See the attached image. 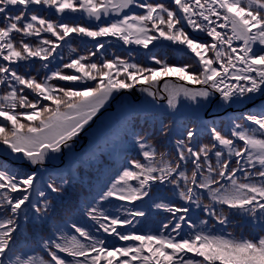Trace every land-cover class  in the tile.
<instances>
[{"label":"snow or ice","instance_id":"obj_1","mask_svg":"<svg viewBox=\"0 0 264 264\" xmlns=\"http://www.w3.org/2000/svg\"><path fill=\"white\" fill-rule=\"evenodd\" d=\"M45 10L58 18L42 15ZM76 13L96 23H77L72 18ZM73 35L115 37L144 49L156 47L154 41H168L177 46L179 60L187 57L192 63L170 64L155 54L151 59L159 67L119 57L91 62L96 55L91 52L49 69L42 79L19 73L21 62L33 58L50 63L59 42ZM104 47L97 40V51ZM0 60L5 62L0 63V85L5 86L0 94V264H264V235L216 233L208 219L197 223L188 215L195 205L220 225L241 216L264 231V99L253 104L254 110L246 107L264 97V0H0ZM166 77L200 86L166 83L171 109L181 95L199 103L216 93L222 107L240 108L227 121L204 126L210 137L206 143L197 139L196 130L186 128L175 141L174 155L159 152L134 133L143 162L131 160V167L123 168L82 210L98 230L125 242L110 247L71 216L57 217L54 201L67 181L45 180V174L57 154L73 150L113 92L142 84L147 87L141 90L155 99L159 91L154 86ZM4 152L26 162L27 169L16 167ZM165 186L187 206L154 202ZM145 198L172 214L162 225L170 228L169 234L120 230L147 216L135 205L145 204ZM113 199L132 207L101 210L102 202ZM30 244L46 256L29 255Z\"/></svg>","mask_w":264,"mask_h":264},{"label":"rangeland","instance_id":"obj_2","mask_svg":"<svg viewBox=\"0 0 264 264\" xmlns=\"http://www.w3.org/2000/svg\"><path fill=\"white\" fill-rule=\"evenodd\" d=\"M149 2H153V3L159 2V3L169 4L171 0H149ZM134 10L143 11L142 9H139V8H136ZM42 15H46L47 18L49 17L46 11L42 12ZM72 17L74 20V17H75L74 14L72 15ZM57 18H58L57 16L56 17L51 16V19L53 20H56ZM74 21L78 23L77 19ZM51 38L53 40L55 39V37H51ZM87 38H90V37H87ZM90 39L92 41H89L88 39V41L82 42L81 45L79 44V46H77V42H78L77 37L74 38L72 36V37L66 38V40L69 42L70 47H65V48L68 49L69 52L74 49L75 51L72 54L78 53L79 56L80 55L89 56L91 52H95L96 55L90 57L91 62H100L101 60H104V59L114 60L117 57H119L120 59H127L128 57V60L126 61L130 63H137L144 67H159V65H156L154 61H148L149 59H151V56L149 53H151V55L155 54L158 56V58H160L161 54L163 53V50L165 49L161 47V44H163L162 42H157V43H154L156 47L151 46L150 48L151 50H149V53H146V54L143 53L139 56L140 52H136L137 56H134L133 51L129 52L128 49H123L120 46L119 47L116 46V43H119L118 45H120V42L118 40H114V37L97 38L96 40H94L93 38H90ZM97 40H99V42L105 45V47L103 49H100L99 51H97L96 49ZM70 58L71 57L68 55L66 62H70L71 61L69 60ZM164 59L168 61L167 58H164ZM0 63H3V62L0 61ZM23 63L25 65H29L32 63V61L30 60V61L21 62L20 66L18 67L19 73L21 74L27 73L29 75L34 76V74H30L29 72H27L25 70L26 68L25 69L22 68ZM46 63H42L40 67H43V65ZM62 65L63 64L58 65L57 68H62ZM50 66L52 68L56 67V65H50ZM42 70L43 68H41V70L39 69L38 74L35 75L37 79H41L45 76V74H42ZM63 71L65 73H71L73 70L64 69ZM118 78H123V77H118ZM173 79L176 81V83H174ZM85 83L94 84L95 82L85 81ZM166 83L169 85V87L173 85H179V84H183L185 87H189V88L200 87L199 85L194 86L191 84H187L183 81H179L174 77H166L163 80H161L158 85L154 86L155 89L159 91V95L155 99L152 96H149L146 92H143L141 90L143 87H147V85H142V84H136V86L132 89H121L119 91L113 92L112 96L109 97L104 107L101 108L100 111L96 114V117H94L92 121L89 122L90 127L86 126L87 131L81 133L75 145L73 144V150L68 151L67 149H65L62 156L57 154L58 158L52 161L51 164L52 165L54 164L62 165V163H65L66 165L69 164L70 165L69 173H72V178H71L72 180H69L68 183L71 184L72 182H74L77 185V187H80V185H82L81 187L85 188L86 185L93 183V181H98V179H101L104 177L102 176V174H98V173L100 169L105 166L103 167L97 166V163L103 162V160L107 159L112 152H118V148H120V145L122 143V133L123 132H125L126 135H129L130 137L128 144L129 142H131V139L134 138L133 134L139 133L141 136L144 135V137H146L147 140L149 139L150 143L152 144L165 145V144H169V140H170L175 145V141L179 138H182L180 132L183 130L185 131L186 128H191V129L196 130L197 139L199 141H202L205 143L208 142L210 137H209L207 129L204 126L211 125L214 120L216 124L219 125L220 120L207 119V121H205L202 119V116H205L209 108L211 111H215L219 109L218 106H214V107L209 106V102L210 101L212 102L214 98H219V94L216 93L207 100L200 99L199 103L186 99L181 95L179 97V102L177 104L176 109H171L168 107L167 94L164 92V86ZM0 90L2 91V94H3V92L5 91V86L0 85ZM218 104H222V101H220V103ZM234 106L236 107V109L240 108L239 105H233L232 107ZM225 107L226 109L223 110L221 113H224V116L222 117V119H224V121H227L230 118V116L237 114V113H234L233 110L229 111L228 106H225ZM235 107L232 109H235ZM135 109H137L138 111H134ZM132 111H133V114H135V117L134 119H129L128 117L130 116ZM139 113L153 116L154 117L153 122L155 124H150L149 121H147L148 119L147 117L139 119L138 118ZM221 113H218V114H221ZM169 114H171L172 117L178 116V115L182 116L180 117L181 120L185 119L184 123L179 122L177 126L174 125L175 129H173L172 132H174L175 137L173 139L171 135L169 138V134L172 133V132L170 133L171 130L169 131V123H170V119L168 117ZM196 118L202 120L201 123L204 125L203 127L193 128L195 125L194 122ZM155 129L156 131L153 132ZM114 131L118 132V134L113 133ZM114 136L115 138H113ZM117 139L119 141H117ZM93 144L94 146L92 147V149L89 150L90 153L87 154V152L84 150V147L87 145L90 147ZM134 144L135 142L133 141L130 143L131 146H133ZM75 147H78V148H75ZM2 150H3L2 146H0V151ZM81 152H84V153L81 154ZM3 154L6 156V158H9L7 152H4ZM9 159H10V162L12 164H15L16 167L18 168L24 167L25 169H27L28 167L26 162L19 161L16 156H11ZM72 160H75V162L71 166ZM96 166L99 168V171L96 173H93ZM72 168L77 169V170L72 171ZM85 170L87 174L85 173ZM97 174L99 175L98 177L96 176ZM238 175L240 174L238 173ZM63 177L64 178L68 177V174L64 175ZM80 181H84V182H80ZM86 182H88V184H86ZM134 182L135 181H132V183ZM68 183H66V185H68ZM108 184L110 185V181H108ZM62 199L63 198H61L59 202ZM78 203L85 206V203H83L82 201H78ZM135 205L137 207L141 206L139 203H135ZM62 209L63 208L57 210L56 213L58 214V212L60 211L62 212ZM66 210H67L66 215H68L71 210L69 209V207H67ZM231 226L232 225L230 224V225H225L222 228H220V225L215 224L214 230L215 232L229 233ZM245 234L248 236L264 235V231H261V228L259 230L254 228V229L245 230ZM40 252L46 255L44 251H40Z\"/></svg>","mask_w":264,"mask_h":264},{"label":"trees","instance_id":"obj_3","mask_svg":"<svg viewBox=\"0 0 264 264\" xmlns=\"http://www.w3.org/2000/svg\"><path fill=\"white\" fill-rule=\"evenodd\" d=\"M162 2H164V1H162ZM134 9H136V8H133V11L136 12V13H141L142 12V11H135ZM45 11L47 12V15L49 16L48 18H50V19H51V16H54V17L57 16L58 17V15L55 14L54 12H48L47 10H45ZM76 19H77L78 23L87 24L81 18L74 17V20H76ZM189 31H191V30H189ZM42 35L51 38V35L48 34V33H44ZM73 37L74 38L77 37V40H78L77 46H79V44L81 45L82 42L88 41V39H89V41H92L90 38H87V37H81V36H76V35H73ZM200 38L202 40H210V38L206 37V35H202ZM31 39L38 40L39 38H31ZM114 40H118V39L114 37ZM118 41L120 42V45H118V46L122 47L123 49H128L129 52L133 51L134 56H137L136 52H140L139 56L141 54H143V53H145V54L149 53V50H151L150 49L151 46H153V45H150L149 49H144L142 46H139V45H135V44L126 45V44L123 43V41H121V40H118ZM157 42H162L163 43V45H164L163 48H165V49L163 50V53L161 55H163V58H167L168 62L170 64H179V63H189L190 64V63H192V61L190 59H188L187 57L183 58L182 61L178 59L179 53L176 52V48H177L176 45H171L170 42H168V41H154L153 44L157 43ZM59 43H61L62 46L59 49H57V53L55 54L56 58L55 59L50 58V61H51L50 63H49V61H42L41 62V64L48 62L47 64L49 66L50 65H56V67H53V68L50 66L49 69H51L52 71H55L57 69L58 65L63 64V62L65 63L67 61L68 55L71 57L69 60L75 59V58H77L79 56L78 53L72 54L74 52L73 50L69 52V50L65 48V47H70L69 42L67 40H66V42H59ZM114 50H115V48H114ZM149 54L152 57L151 53H149ZM80 56H82V55H80ZM157 58H158V56H157ZM38 59L39 58H33L31 60L32 61L31 64L25 65V68H26L25 70L27 72H29L30 74H34V76L36 74H38L39 69H40V63L38 62ZM123 60H128V57H127V59H123ZM148 61H153V60L149 59ZM46 72H47V70L43 67L42 74H46ZM47 74L50 75V71L49 70H48ZM173 81H174V83H176V81L174 79H173ZM53 82L54 83H56V82L59 83L60 82L59 84L64 83L62 81H53ZM0 94H2L1 90H0ZM218 102H220V99L219 98H214V100L212 102L211 101L209 102V106H212V107L217 106ZM253 104H255V103H253ZM253 104L248 105L247 108L253 109ZM223 110H224V107H222V106L219 107V109H218L219 112H213V114H209V113H211V110H208L207 111V115L202 116V119L205 120V121H207V119H209V120H213V119L217 120L218 119L220 121L224 120V119H222V117L224 116V113H221ZM134 111H138V110L135 109ZM218 113H221V114H218ZM134 117H135V114H133V111H132L128 118L129 119H134ZM145 117L148 118L147 121H149L150 124H155L153 122V119H154L153 116L142 114V113H139V115H138L139 119H142V118H145ZM168 117L170 119V123H169V131L171 130L170 133L173 131V129H175V126H177L179 124V122L180 123L181 122L182 123L185 122V119L181 120L180 117H182V116H179V115L172 117V115L169 114ZM201 121H202L201 119L196 118L195 122H194L195 125H194L193 128H195V127H203L204 125L201 123ZM155 131H156V129L153 132H155ZM183 132H184V130L181 131L180 134H182ZM113 133L118 134V132H116V131H114ZM124 135H126L125 132L122 133V143L120 145V148H118L117 154L112 152L110 154L111 156H113L112 159H108V160L104 159L103 162L97 163V166H101V167L105 166V167L101 168L100 171H99V168L96 166V168H95V170L93 172V173H96V172L99 171L98 174H102V176H104L103 178L98 179L97 182H99L100 184L103 182L104 179H107V178L110 177V172L114 173V176L110 179V183L113 180H115L116 178H118V175H119L120 172H122L123 168L131 167V165L129 163L131 160L137 159V160H141L143 162V157L140 154L138 145L136 143L133 146L130 145V143L132 141L135 142V138L131 139V142H129V144H128V141H129L130 137H129V135H126V136H124ZM170 135H171L172 139L175 137L174 132L169 134V138H170ZM113 138H115V136ZM117 141H119V140L117 139ZM148 141L150 142L149 139H148ZM153 145L157 148V150L159 152H165L166 151V152L172 153L173 155L175 154V145L170 140H169V144H165V145H160V144H156L155 145V144H153ZM193 146H195V144ZM89 153H90V151L87 152V154H89ZM101 157H103V156H101ZM4 158H6L5 155H4ZM114 163H115V165H114ZM102 164H105V165H102ZM51 165L52 164L48 165V173H46V175H45V180H48L49 177H51L57 183H60L61 182L60 178H61L62 174L58 173V172H61V171L58 170L59 168H57V167L49 168V166H51ZM116 170L118 172H115ZM85 173L87 174L86 170H85ZM98 174L96 175L97 177L99 176ZM71 178H72V174L70 176H68V177H65V178L63 177V179L65 181H67L66 183H68L69 180H72ZM80 182H84V181H80ZM66 183H64V185H63L64 191L62 193H60L58 196H56V199L54 201V206H55V210L56 211L61 209V208H63L62 212L60 211L57 214L58 218L61 215V217L63 219H65V217L66 218L67 217L69 218L70 216L72 217L73 215H75L79 211L80 203H78V201H82L83 203L87 204L88 202L91 201L90 198H92V197L97 195V192L99 190L98 186H95L94 188H93V186L92 187L88 186V188L85 186V188H82L81 187L82 185H80V187H77V185L74 182H72L71 184L68 183V185H66ZM133 184H135V182ZM166 187L167 186L161 187L158 190L157 197H154V202H156V203H159V202L171 203V204L176 205V206L183 205V200H181L178 195L171 194V193L168 192V190H162V189H165ZM154 191H157V190L154 189ZM89 194H90V196H89ZM160 196H163L166 199L161 201L159 199ZM61 198H63L64 200L62 199L63 201L61 200L59 202V200ZM145 200L147 202H151V204L153 203V201H149V200H147V198H145ZM203 203L207 204V203H209V200L204 199ZM139 204L141 205L140 207L145 209V206L143 204H141V202H139ZM108 205H109V207L107 208V211L111 212L112 211V204L108 203ZM119 205L120 204H118V206ZM184 205L187 206L185 204V202H184ZM67 207H69V209L71 210L69 212L68 216L66 215V213H67L66 208ZM153 209H154V211H159V213H157L156 220L155 219L153 220V224H151V223L145 224L146 231H144L142 229L141 224L140 225L138 224V219H135L133 225L124 227L123 231L126 232V233L127 232H135L136 234H161V233H163V234L167 235L168 234L167 232H169V231H167L166 229H164L162 227V223L170 221V218H171L172 215L169 212H167L166 210H164V209H156L155 207H153ZM225 210L227 211L226 208H225ZM188 215L194 221H196L197 223H199V220H201V219H208L210 228L214 232H215V230H214L215 224L220 225L213 218L209 217L202 209L197 208L195 205L191 206ZM82 216L85 217L83 214H80L79 217H82ZM143 219H144V221H146L145 217H143ZM248 222H250V220L248 218L241 217V216H232L231 220H230V223H228L227 225L234 224V227H232V228H234V231L232 233L234 236H241V235L244 236L243 232H244V229H245V227H246ZM78 223L85 225V223H83L82 221H78ZM223 226H225V225H220V228H222ZM120 230L122 231V229H120ZM185 230L187 232L189 231L187 229V227L184 228V231ZM93 232L95 233V235H97L98 238L105 239L107 244L110 247L113 246V245L122 246V245L125 244V242L119 241L116 237L108 236L107 234L103 233L102 230H99L96 233L95 230L93 229ZM216 233H221V232H216ZM44 235H46V233ZM246 237H248V235ZM38 247L39 246L36 245V244H30V245L26 246V248L29 249L28 254L29 255L31 254L30 248H35L37 250L43 251V249H41L40 247L38 248ZM40 254L43 255V256H46L42 252H40Z\"/></svg>","mask_w":264,"mask_h":264},{"label":"water","instance_id":"obj_4","mask_svg":"<svg viewBox=\"0 0 264 264\" xmlns=\"http://www.w3.org/2000/svg\"><path fill=\"white\" fill-rule=\"evenodd\" d=\"M76 14H78L79 16H81V14H79V13H76ZM83 19L86 20L89 23H96L95 21H89L87 18H83Z\"/></svg>","mask_w":264,"mask_h":264}]
</instances>
